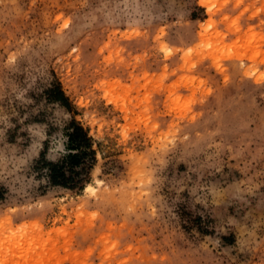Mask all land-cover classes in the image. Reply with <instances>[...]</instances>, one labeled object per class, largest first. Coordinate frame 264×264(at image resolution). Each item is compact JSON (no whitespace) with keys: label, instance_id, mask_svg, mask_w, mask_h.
Returning a JSON list of instances; mask_svg holds the SVG:
<instances>
[{"label":"rangeland","instance_id":"obj_1","mask_svg":"<svg viewBox=\"0 0 264 264\" xmlns=\"http://www.w3.org/2000/svg\"><path fill=\"white\" fill-rule=\"evenodd\" d=\"M0 264H264V0H0Z\"/></svg>","mask_w":264,"mask_h":264},{"label":"trees","instance_id":"obj_2","mask_svg":"<svg viewBox=\"0 0 264 264\" xmlns=\"http://www.w3.org/2000/svg\"><path fill=\"white\" fill-rule=\"evenodd\" d=\"M44 95L48 102L58 103L73 115L64 125V135L67 138L66 153L58 160L49 159L47 157L49 141L45 140L34 168L40 179L46 178L49 185L81 191L91 181V172L97 162L94 138L90 135L89 129L76 118V109L58 78L52 80L44 89ZM45 118L43 117L44 121ZM49 128L50 131L54 129V124H49Z\"/></svg>","mask_w":264,"mask_h":264},{"label":"bare ground","instance_id":"obj_3","mask_svg":"<svg viewBox=\"0 0 264 264\" xmlns=\"http://www.w3.org/2000/svg\"><path fill=\"white\" fill-rule=\"evenodd\" d=\"M204 2H205V1H203V3H204ZM90 188H91V185H88V186H87V189H90Z\"/></svg>","mask_w":264,"mask_h":264}]
</instances>
